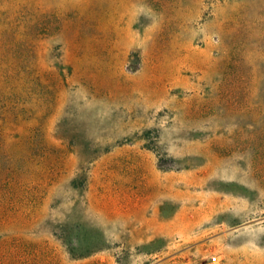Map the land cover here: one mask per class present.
<instances>
[{"label":"rangeland","instance_id":"374dc122","mask_svg":"<svg viewBox=\"0 0 264 264\" xmlns=\"http://www.w3.org/2000/svg\"><path fill=\"white\" fill-rule=\"evenodd\" d=\"M0 264H264V0H0Z\"/></svg>","mask_w":264,"mask_h":264}]
</instances>
